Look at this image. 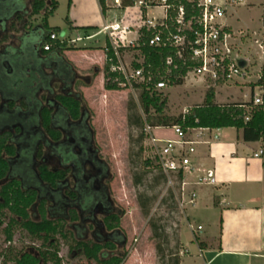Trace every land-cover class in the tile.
Segmentation results:
<instances>
[{"label": "rangeland", "instance_id": "obj_1", "mask_svg": "<svg viewBox=\"0 0 264 264\" xmlns=\"http://www.w3.org/2000/svg\"><path fill=\"white\" fill-rule=\"evenodd\" d=\"M59 2L60 4L56 11L49 16V22L52 26L59 25L61 27L58 35L62 38L64 37L63 18L67 15L68 1L59 0ZM107 4L111 7L114 5L110 0L107 1ZM20 6H22L21 3ZM259 11L260 9L257 6L245 7L243 5L234 10V15L229 19V22L235 31L239 29L253 31L258 25ZM149 14L151 16L161 15L162 9L155 8ZM29 20L33 21L34 19L30 18ZM249 38V36H246L243 39L247 55L252 51V47L249 46ZM131 56L141 59L134 50H127L123 53V59L126 62L131 60ZM72 57L81 62L83 61L82 56L79 54L72 55ZM251 58L254 61V58ZM82 63L81 66L86 68L87 64L85 62ZM93 72L91 71V75ZM89 77H91L90 81H87L85 77L80 78L74 89L79 91L82 96L83 106L90 115V125L95 132V141L100 146L102 156L109 162L114 177L110 184L111 195L117 211L122 215L120 228L126 236L124 246L116 249L114 254H119L122 251L126 253L122 264H158L159 259L155 250V245L158 241L152 237L148 222L152 216H155L162 218L161 224L168 225L167 232L169 240H171L170 247H174L175 239L173 238V233L176 230L179 241L178 256L181 258L185 255L184 264H187L190 259L195 258L199 254L195 241L201 240L205 244L215 245L217 233L211 235L215 230L212 214L208 211L194 213V210L188 209L189 206L182 207L179 204L177 210L172 212L168 207L162 206L160 200L166 193L167 188L170 187L178 197H176L177 203H180L178 201L180 200V192L176 186L175 179H173V186H169L167 183L165 185L150 183L149 176L136 186L134 179L135 174L148 171L147 165L142 163V159L151 160L153 165L158 163V150L161 143L153 144L151 137L173 139L175 138L173 129L171 127H158L154 131L153 129H145L146 138L143 142L142 159L138 162L134 161V164H137L134 166L131 162L132 156L130 157L131 141L129 139L130 128L127 123V103L130 98H133L138 105L139 112L144 117L138 101L139 91L127 87L114 90L116 93L105 94L102 92L101 78L91 88L85 89V91L83 87L92 84V76ZM206 89L201 84V80L196 79L183 80L181 85H166L157 92L167 96L165 113L177 116L192 106L201 104ZM214 90L217 103L248 101V87L245 84L241 85L238 83L236 85L216 87ZM26 112L32 114L31 117L34 120L38 117V113L30 109ZM150 113L154 115L153 110ZM2 129L0 125V131ZM223 131L227 136H233L241 132L234 127H225ZM133 135H135L134 131ZM133 151H136V149H133ZM133 159H136L135 154ZM31 172L29 171L26 179H24L25 187L29 184H39L38 179L33 178ZM143 191H146L150 197H156L148 216L142 213L137 200L138 193ZM187 191L191 192V189L187 188ZM51 220L53 222L52 232L34 234L28 231L22 225L20 219L9 209H3L0 212V264H16L17 258L26 251L40 254L42 264H106L89 258L78 246V243L92 241L90 234L75 233L67 222L54 218H51ZM198 224H201V230L196 228ZM183 246L187 247L188 251Z\"/></svg>", "mask_w": 264, "mask_h": 264}, {"label": "crops", "instance_id": "obj_2", "mask_svg": "<svg viewBox=\"0 0 264 264\" xmlns=\"http://www.w3.org/2000/svg\"><path fill=\"white\" fill-rule=\"evenodd\" d=\"M55 1L57 9L60 2L59 0ZM0 2L3 8L1 12L4 27H7L20 3L22 5L20 7L24 6L23 9L26 12L29 11V0H0ZM127 11L126 7L113 5L106 10L105 14H102L97 0H70V4L67 3V15L63 18V33L66 39L79 37L80 40L66 43L63 49L53 45L50 50L44 51L42 44L48 41L47 29L57 28L59 31L61 27L50 24L49 16L53 15L52 13L46 19V29L42 23L43 13L41 12V15L31 17L34 19L33 21L28 19L31 25L29 30L34 36L28 49L31 53L36 49V52L48 58L50 62H63L62 64L68 69L71 77L73 76L74 88L80 78L85 77L87 81H90L91 77L89 76H92V84L83 87L84 90L91 88L101 78L102 92L105 94L116 93L114 90L104 88L102 69L106 61L104 47L108 38L102 28L110 22L114 15L121 16ZM84 27L94 28L84 30ZM22 31L12 34L9 42L2 44L6 46L5 50L8 55H19L21 46L26 43H22L20 40ZM127 36L128 38L135 37L134 33ZM36 42H38L37 48L32 46ZM0 51L4 50L0 49ZM74 53L82 56V62L87 64L86 68L81 66L83 64L81 61L72 57L75 55ZM2 70H4V74H1L3 79H13L14 84L11 86L13 91L19 88L21 84L19 80L23 81L31 76L38 78L34 68L26 62L20 63L18 66L9 63L4 65ZM46 70L49 71L47 68ZM91 71H94L92 75ZM61 81L65 80L60 79L58 84L54 85L57 92H60V86L63 87V84L60 85ZM32 86L36 91V84ZM3 94L0 92L3 106L6 107V102L12 99L16 101L17 113H27L26 111L29 109L39 113V108L45 103L44 99H41L40 93L37 95L32 92V95L20 93L21 95L15 96L11 95L12 93ZM20 99L24 100L25 105L19 103ZM38 101L39 103H37ZM156 128H153V131ZM223 130L224 128L208 130L193 128L186 133L188 138L198 142L191 157L192 170L184 176L185 189L190 188L196 193L194 204L188 209L194 210V213L210 212L215 229L211 235L217 233L215 245L205 244L201 240L197 242L194 239L199 254L190 259L187 264H264V157L259 159L252 156L253 152L258 149V144L244 141L241 132L227 136ZM207 170H212L214 182L197 185V178ZM198 226L201 227L199 229L201 230V224ZM199 242H203V246H199ZM183 248L188 251L187 247L183 246ZM184 257L185 255L181 257L180 264L185 263Z\"/></svg>", "mask_w": 264, "mask_h": 264}, {"label": "trees", "instance_id": "obj_3", "mask_svg": "<svg viewBox=\"0 0 264 264\" xmlns=\"http://www.w3.org/2000/svg\"><path fill=\"white\" fill-rule=\"evenodd\" d=\"M97 2L101 13L105 14L106 10L110 8L107 4V0H97ZM69 4L70 0H68V5ZM132 4L133 0H121V7L123 8L131 6ZM55 9V0H29V11L26 12L23 7L18 6L17 11L10 18L7 27H4L2 23L3 14L1 12L3 8L0 2V44L9 42L12 34L14 33L30 29L31 25L28 22V19L40 14L41 12L43 13L42 23L47 29L46 19ZM24 11L25 13H23ZM18 23L20 24L19 26ZM93 28L94 27H84L83 29L92 30ZM47 31L48 36L53 32L58 33L57 28H48ZM149 38L150 32L142 31V34L138 39V48L141 55L144 56L146 71L151 72L152 81L149 85H134L139 91L138 101L144 117L139 112L138 105L133 98H130L127 103V123L130 128L129 139L131 141L130 157L132 156L131 162L134 166L137 165L134 164L135 162L142 159V153L144 150L143 142L146 138V126L151 128L178 126L183 132H187L193 128L213 129L234 127L237 131H241V137L244 141L255 142L264 137V113L259 107H253L248 113L250 116L249 120L245 121L247 113L244 112V105H249L250 103L232 102L219 104L216 102L215 90L213 87L206 89L201 104H196L177 116L166 114L167 96L162 93L152 91V88L154 84L160 80L167 82L169 86L181 85L189 63L184 64V61L178 60L175 56L174 49L170 47L149 46L147 44ZM32 40H34V37ZM65 45V42L60 43L58 41L54 44L55 47L60 49H63ZM32 46H36L35 48H37L38 42L32 44ZM104 48L108 49L105 52L106 61L103 67L104 88L106 90H117V85L109 81V79L111 80V78L116 75V73L109 72L110 65L115 63L116 59L110 49L109 42L105 44ZM125 50H127L125 47L119 49L121 53ZM34 53H37L36 49ZM169 56L173 58L174 64H177L178 67L176 69L173 68V66H167L165 64L166 58ZM42 60L50 61L45 56L41 58L40 62ZM27 61L29 60H20L18 61V64ZM9 63L16 64V62L14 63L12 61L0 64V92L4 93L3 95H6V93H13V96L17 94L21 95L20 93H25V95H29L31 92L34 93L35 87L32 85L33 80L36 79L35 76L28 77L23 81L19 80L21 84L15 91L11 88L14 84L13 79H3L1 77V74H4L2 67L4 65H8ZM147 86L150 87L149 90L146 89ZM45 98L46 95L41 94V99H44L45 101ZM54 100L67 111L71 118H76L79 114L80 108L84 107L81 94L78 98L57 94L54 97ZM19 103L21 105H25L23 99H20ZM37 103H39V101ZM6 105L7 106L5 107L2 104L0 122L5 120L7 121L11 115L17 113L18 111V108L15 107L16 101L9 99L6 102ZM151 110H153L154 115L150 113ZM52 111L53 109L49 105L44 103L41 105L39 108L40 126L47 136L52 139H58L59 133L52 127L51 124ZM133 131L135 132V135H133ZM9 136L10 135L7 131L0 132V178L4 177L8 170V162L5 156H11L14 154V146L9 142ZM133 149H136V151H133ZM134 154L136 155V159H133ZM142 160V163L147 165L148 171L135 174L134 179L136 186H138L147 176L150 178V183L165 185L167 183V176L162 172L159 164L156 163L153 165L149 159ZM40 176L42 178L41 180L44 182L53 183L56 180L53 179V177L58 176V174L54 175L46 169H41ZM181 179L182 175L181 173H178L175 179L177 188H179ZM36 198V193L33 190L24 191L19 187V182L16 180L9 181L6 185L0 188V212L7 208L20 219L22 225L31 233L48 234L53 231V222L44 216V207L42 204L38 206V212L40 213L41 218L33 219L30 217L29 209L36 201ZM155 199L156 197H150L146 191L138 193V204L145 216L149 215L151 205ZM160 204L168 207L171 212L177 210L178 203L172 188H167L166 193L160 200ZM72 218L75 219L74 213H72ZM161 220L162 218L160 217L157 218L152 216L148 221L152 237L158 241L155 245L156 255L159 259L158 264H180L181 258L178 256L179 241L176 230L173 233V238L175 239L174 247H170L171 240H169L170 238L167 232L168 225L161 224ZM111 222L113 224L112 226L120 227V216H115ZM198 244L199 246H203L204 243L199 242ZM78 246L81 247L82 252L89 258L96 261H102L106 264H122L126 257V253L124 251L119 254L109 255L107 252H113L115 250V246L109 242L106 244L96 243L94 241L82 242L81 244L78 243ZM16 264H42V259L40 254L26 251L17 258Z\"/></svg>", "mask_w": 264, "mask_h": 264}, {"label": "built area", "instance_id": "obj_4", "mask_svg": "<svg viewBox=\"0 0 264 264\" xmlns=\"http://www.w3.org/2000/svg\"><path fill=\"white\" fill-rule=\"evenodd\" d=\"M110 1L114 6L121 7V0ZM243 5L257 6L260 9L258 25L253 31H235L229 22L234 10ZM126 8V13L121 16L114 15L102 28L116 59L109 67V72L116 75L109 81L115 83L118 89L129 87L133 90L137 89L135 84L149 85L152 81L151 72L146 71L144 56L138 48V39L142 31H145L150 32L147 41L149 46L170 47L174 49L178 60L184 61V64L189 63L183 80L200 79L206 88L245 84L248 87V101L245 102L250 103L244 105V112L247 113L245 121L249 120L248 113L253 107H259L264 113V0H133V4ZM155 8L162 9V14L151 16L149 11ZM130 33H134L135 37L128 38ZM246 36L250 37L249 46L252 47L249 55L244 48L243 39ZM76 40L80 38H60L58 33L53 32L42 45V49L50 50L56 41L72 43ZM122 47L134 50L141 59L133 58V55V59L126 62L123 53L127 50L121 53L119 49ZM104 50L106 52L108 49ZM240 61H243L244 65L241 66ZM165 64L175 69L178 67L171 56L166 58ZM166 85L167 82L160 80L154 84L152 91H160ZM146 89L149 90L150 87L147 86ZM171 128L176 138L163 139L152 136L151 142L161 143L158 164L167 176V185L173 186V179H176L177 174L182 175L178 188V204L182 207L192 206L196 193L185 189L184 176L192 170L191 157L198 142L188 138L187 132H183L178 126ZM145 129L153 128L146 126ZM255 142L258 149L252 156L263 159L264 137ZM213 182L212 170H207L196 180L197 185ZM200 228L197 227L198 230Z\"/></svg>", "mask_w": 264, "mask_h": 264}, {"label": "flooded vegetation", "instance_id": "obj_5", "mask_svg": "<svg viewBox=\"0 0 264 264\" xmlns=\"http://www.w3.org/2000/svg\"><path fill=\"white\" fill-rule=\"evenodd\" d=\"M31 54L32 57L26 63L34 68L38 77L33 80L37 87L34 94L46 95L44 104L53 109L51 124L59 133V138L52 139L44 133L39 113L35 120L30 113H15L7 121H1L3 129L0 132L9 133L14 154L5 156L8 170L0 178V188L16 180L22 190H33L36 193V201L29 209L31 218H41L38 206L42 204L47 219L67 222L75 233L90 234L96 243L109 242L115 246V250L122 248L126 236L120 227L112 226L111 222L115 216H120V219L122 217L111 195L110 184L114 177L109 162L102 156L100 146L95 141L90 115L85 107H81L78 116L71 118L54 100L57 94L76 98L80 96L79 91L74 89L73 76L63 62H40L38 58L44 56L38 52ZM60 79L65 81H61L63 87L60 86V92H57L54 85ZM1 101L0 112L3 104ZM41 169L58 174L53 177L56 180L53 183L41 180ZM29 171H32V177L38 179L39 184L25 187L24 179ZM114 251L106 252L111 255Z\"/></svg>", "mask_w": 264, "mask_h": 264}, {"label": "water", "instance_id": "obj_6", "mask_svg": "<svg viewBox=\"0 0 264 264\" xmlns=\"http://www.w3.org/2000/svg\"><path fill=\"white\" fill-rule=\"evenodd\" d=\"M33 37H34L33 33L29 29L22 31V34L20 35V40L22 43H24V42H26V43H24V46H21V49L19 51V55L18 54L8 55L7 51L5 50L6 46L0 44V46H2V48H0V49L4 50V51H0V64H3L5 62H9V61H12L14 63L15 62L18 63V61H20V60H29L32 57V54L29 51L28 47H29V43L32 41ZM38 59H39V61L41 60V58H38ZM239 63L241 66L244 65L243 61H240Z\"/></svg>", "mask_w": 264, "mask_h": 264}]
</instances>
